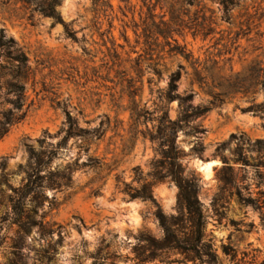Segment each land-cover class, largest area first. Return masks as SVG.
<instances>
[{
    "label": "rangeland",
    "instance_id": "374dc122",
    "mask_svg": "<svg viewBox=\"0 0 264 264\" xmlns=\"http://www.w3.org/2000/svg\"><path fill=\"white\" fill-rule=\"evenodd\" d=\"M58 12L65 25L40 14L30 20L20 0H0V36L24 49L34 72L18 81L28 116L0 142V264H212L208 246L217 264H264V168L254 167L264 163V114L251 110L264 104V0L241 1L229 20L214 0H61ZM181 67L178 94H194L195 106L220 104L196 122L205 134L180 130L177 139L185 177L199 183L206 230L191 243L187 224L180 250H160L159 208L170 223L186 216L177 184L154 180L162 157L152 140L166 115L179 118V102L166 95ZM66 111L103 136L89 145L73 138L60 150L53 169L78 164L73 185L45 190L25 237L14 191L26 183L30 148L62 141ZM223 144L227 164L217 151ZM240 151L253 166L237 162ZM90 159L96 169L84 167ZM199 161L219 164L206 183L193 166ZM146 182L155 183V202L125 193ZM239 191L260 204L246 205Z\"/></svg>",
    "mask_w": 264,
    "mask_h": 264
},
{
    "label": "trees",
    "instance_id": "16d2710c",
    "mask_svg": "<svg viewBox=\"0 0 264 264\" xmlns=\"http://www.w3.org/2000/svg\"><path fill=\"white\" fill-rule=\"evenodd\" d=\"M214 1L220 4L224 16L229 20L230 13L239 7L241 1L246 0ZM20 2L24 5L25 10L30 12V20L34 18L35 14H40L46 18L53 19L56 23L65 25L58 12L61 0H20ZM183 2L189 6H195L196 4H200L201 0H183ZM205 31L207 35L212 33L210 28H207ZM32 77H34V72L30 66V59L26 52L13 39L7 40L2 32L0 36V142L10 133L13 127L23 123L28 116L32 105H27L28 97L26 88L20 85L18 81L23 79L28 82ZM181 78L182 67L179 71L171 75L166 95L168 104L174 101L179 102V118L177 120H171L166 115L163 125L165 129L162 131L161 138H152V140L160 142V155L162 157L157 169L158 172L154 175V180L155 182L169 180L177 184L179 187V205L186 212V216L173 217V222L170 223L163 215L161 208H159L158 217L166 234L164 240L157 247L160 250H180L182 240L179 235L182 233L181 230H185V225L187 224L190 226L191 233L189 241L191 243L200 242L205 237L204 233L206 230V217L199 200V183L195 177L191 179L185 177V172L179 164L183 153L177 147V139L180 130L187 131L189 135L205 134L206 130L203 126L196 124V122L204 119L214 109L219 108L220 104L217 101H213L209 106H195L194 94L186 96L178 94ZM2 92H5L4 97ZM251 110L257 115H263L264 104L253 106ZM66 118L65 126L58 134L59 136H64L57 146L48 144L46 139H41L39 140L40 148L38 150L30 148V161L28 164L26 183L14 191L15 198L12 201L13 214L17 217L21 233L25 237L29 235L32 226L35 224L34 216L39 214L40 209L44 206V201L48 200L45 196V190L58 189L61 192L65 187L70 188L73 185V173L78 168V164L62 170L58 168L53 169V163L59 157L60 150L66 147L68 142L73 138H80L82 144L89 145L93 140H100L103 136L99 130L91 131L81 129L77 119L70 112L66 111ZM236 138V135L232 136V139ZM257 144L262 146L263 142L259 140ZM198 146L195 152L202 156L205 148L200 144ZM227 147L228 144H223L217 150L225 164L227 162L223 153ZM238 157L237 162H241L248 167L253 166L249 163L245 152L240 151ZM98 165L99 163L96 160L90 159L88 163L84 164V167L96 169ZM254 167L259 171L264 168V163ZM224 168H226L224 171L233 172V168L231 167ZM258 177L261 181H264V175L259 174ZM154 185L155 183L146 182L140 190L127 187L125 193L133 200L141 199L145 202H155L153 196ZM238 195L240 201L249 206H255L261 202L260 199H245L240 191ZM35 203L38 206L30 210V205ZM43 230L47 231L49 229L43 227ZM48 233L52 234L51 230ZM62 242L63 239L60 238L59 244ZM209 248L210 251H207L205 256L212 264H217V258L212 252L211 247L208 246Z\"/></svg>",
    "mask_w": 264,
    "mask_h": 264
},
{
    "label": "water",
    "instance_id": "95a60500",
    "mask_svg": "<svg viewBox=\"0 0 264 264\" xmlns=\"http://www.w3.org/2000/svg\"><path fill=\"white\" fill-rule=\"evenodd\" d=\"M201 164H206V163H209V162H203V161H199ZM200 163H194L193 166L195 168L196 171L199 172V174L201 175V178H202V181L203 183H206V181H208V178L205 174V170L203 169V165H200ZM214 167H213V170L219 165L217 163H214ZM128 204V203H127Z\"/></svg>",
    "mask_w": 264,
    "mask_h": 264
},
{
    "label": "bare ground",
    "instance_id": "6f19581e",
    "mask_svg": "<svg viewBox=\"0 0 264 264\" xmlns=\"http://www.w3.org/2000/svg\"><path fill=\"white\" fill-rule=\"evenodd\" d=\"M196 163H200V162H196ZM200 165H203V169L205 170V174H206L207 178L210 179L212 177L213 167L215 164L214 163H206V164L200 163ZM135 224H136V222H135Z\"/></svg>",
    "mask_w": 264,
    "mask_h": 264
}]
</instances>
